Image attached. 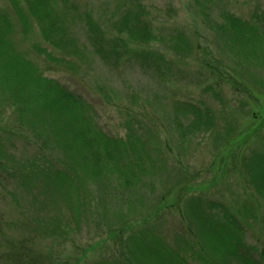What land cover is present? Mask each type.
I'll list each match as a JSON object with an SVG mask.
<instances>
[{
  "label": "rangeland",
  "instance_id": "obj_1",
  "mask_svg": "<svg viewBox=\"0 0 264 264\" xmlns=\"http://www.w3.org/2000/svg\"><path fill=\"white\" fill-rule=\"evenodd\" d=\"M71 2L74 10L69 18L73 23L87 10L111 31H114L111 21L119 18L121 11L138 5L155 38L145 44L124 43L130 57L121 63H107L86 52L84 58H74L72 68H65L34 50L36 44L61 57L59 50L40 38L39 28L32 20L29 32L23 33L8 0H0V11L13 25L9 37L14 49L43 76L53 78L83 98L93 109L95 123L108 137L125 139L126 134L133 137L128 128L139 125L140 138L152 141L154 146L148 150H133L148 171L143 190L147 192L144 203L149 223L143 227V221L133 222L129 229L111 233L105 227L111 217L104 219L100 215L103 210L94 205L101 204L95 195L100 186L89 180L88 201L90 204L92 201L93 207L79 229L72 227L68 212L60 205L48 206L53 222L50 227L35 228L34 217H40L36 212L39 205L33 208L27 201L25 197L31 196L30 191L17 186L13 168L20 169L22 165L28 168L32 160L38 166L62 164L61 155L41 144V138L19 127L13 108L0 100L1 157L10 158L8 164L12 167L10 176H0V264H86L102 257L126 262L120 252L125 234L140 227L164 237L168 244L173 243L176 233L191 243L192 250H198L196 238L184 230L186 222L181 214V204L190 195L200 205L213 201L219 205L218 209L226 208L244 225L243 240L263 244L264 199L251 187L244 166H251L257 174L256 164L262 160L260 157L264 158V66L240 60L234 51L221 44L216 28L224 9L249 20L255 9L264 12V0ZM71 26L81 47L85 31L80 25ZM179 33L185 34L193 47L191 55L184 59L172 42ZM143 51L149 55L162 54L166 66L169 62L170 71L165 72L164 78L157 75L154 63L134 59L136 53ZM175 102L207 108L211 126L206 129L201 126L197 133L190 132L182 136L185 140H180L174 127L178 112ZM133 138L129 142H134ZM128 154L132 158V152ZM35 190L31 189L33 194ZM162 199L161 210L152 211L154 202L158 205ZM138 241L144 245L142 234ZM190 252L193 257L189 264H200L197 255ZM128 257L125 264L141 262L129 252Z\"/></svg>",
  "mask_w": 264,
  "mask_h": 264
},
{
  "label": "trees",
  "instance_id": "obj_2",
  "mask_svg": "<svg viewBox=\"0 0 264 264\" xmlns=\"http://www.w3.org/2000/svg\"><path fill=\"white\" fill-rule=\"evenodd\" d=\"M8 1L21 31L28 33L32 20L39 28L40 38L51 48L59 50L61 57L36 44L33 45L34 50L39 55L43 54L46 60L65 68H72L74 58H84L86 52L107 63H121L130 57L124 43L145 44L155 38L149 20L143 19L142 8L138 5L121 11L120 17L111 21L114 29L111 31L87 10L78 14L79 20L73 23L69 18L71 10H74L71 0ZM74 24L82 26L85 31L81 47L79 39L73 34L71 25ZM216 29L221 44L234 51L240 60L264 66L263 11L255 9L251 18L245 20L224 9ZM12 30L8 16L0 11V100L13 108L12 114L19 127L41 138L45 147L60 152L62 163L38 166L32 160L28 168L23 165L20 169L13 168L17 174V186L30 191L31 196L25 197L27 201L33 208L39 205L36 212L40 213V217H34L35 228L50 227L53 222L48 206L60 205L68 212L72 227L79 229L93 207L92 201L91 204L88 201L91 194L87 190L89 180L100 186L95 195L101 204L96 202L94 205L103 210L100 215L104 219L111 217L105 225L111 233L129 229L133 222L143 221L145 227L149 223V213L144 203L147 192L143 187L148 171L133 150H148L154 146L152 141L143 139L144 136L140 138L139 125L128 128L134 138L129 134L125 139L108 137L95 123L93 109L83 98L71 93L53 78L43 76L30 60L14 49L9 37ZM172 42L180 51V57L184 59L191 55L193 47L185 34H175ZM143 53L144 56H139ZM143 53H136L134 59L140 63H154L157 75L164 78L165 72L170 71L167 70L169 62L167 66L164 64L165 57L158 53ZM175 103L178 112L174 117V127H177L176 134L180 140H185L182 136H188L190 132L197 133L201 126L205 129L211 126L212 118L207 108L187 102ZM131 138L134 142H129ZM1 146L0 143V176L8 177L9 168H12L8 161L11 162V159L1 157ZM128 150L132 152V158ZM260 158L261 164H256L257 174L252 172L251 166H244V170L257 196L264 199V158ZM31 189H36L34 194ZM195 199L194 195H190L184 200L181 214L186 222L184 230L196 238V243L200 245L198 250H192L191 243H186L183 236L176 233L171 245L150 229L133 228L125 234V244L120 247L126 262L129 252L130 256L140 258V264H189L193 255L188 252L192 251L200 264H264V243L258 246L243 240L244 225L223 206L218 209L219 205L213 201L206 206L200 205ZM162 201L158 205L154 202L152 211L159 212ZM141 234L144 245H141L143 241H138ZM117 262L126 263L115 257H102L86 264Z\"/></svg>",
  "mask_w": 264,
  "mask_h": 264
}]
</instances>
